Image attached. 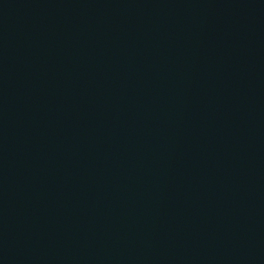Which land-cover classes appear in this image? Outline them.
I'll list each match as a JSON object with an SVG mask.
<instances>
[{
    "label": "water",
    "instance_id": "water-1",
    "mask_svg": "<svg viewBox=\"0 0 264 264\" xmlns=\"http://www.w3.org/2000/svg\"><path fill=\"white\" fill-rule=\"evenodd\" d=\"M0 264H264V0H0Z\"/></svg>",
    "mask_w": 264,
    "mask_h": 264
}]
</instances>
